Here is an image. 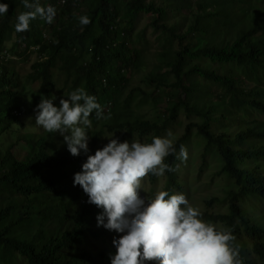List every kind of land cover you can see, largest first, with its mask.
<instances>
[{"label": "trees", "instance_id": "1", "mask_svg": "<svg viewBox=\"0 0 264 264\" xmlns=\"http://www.w3.org/2000/svg\"><path fill=\"white\" fill-rule=\"evenodd\" d=\"M58 1L39 0L56 9V21L48 24L37 17L28 31L17 33L15 9H29L22 0H0L9 6L0 15V264H110L115 253L112 241L119 234L97 226L102 213H92L85 195L67 178L81 172L93 151L81 150L84 157H73L59 133L36 130L34 109L41 98L59 107L63 91L56 85L57 70L74 75L71 89L83 88L102 108L109 103L119 108L114 120H97L93 112L89 138L122 129L151 142L178 109L193 114L196 121L187 124L175 153L164 163L175 169L180 146H186L193 129L206 148L217 151L221 171L231 176L237 191L229 193L226 214L204 212L201 218L231 230L241 264H264V0ZM80 4L91 21L83 31L72 13ZM140 15L149 17L155 40L175 48L162 55L166 62L161 64L171 76L168 86L176 90L168 94L170 105L162 108V116L136 112L145 91L137 101L136 89H131L122 105L113 96L127 74L144 68L138 54L129 58L135 49L126 50L128 57L123 52ZM65 17L69 21H60ZM92 29L98 34L89 38ZM140 33L143 38L145 32ZM10 34L18 40L7 47ZM30 47L38 59L21 84L5 66L13 62L11 57H25ZM162 69L144 74L155 90L163 87L156 79L162 78ZM165 174L169 195L181 191L175 172ZM254 203L253 208L242 207Z\"/></svg>", "mask_w": 264, "mask_h": 264}, {"label": "clouds", "instance_id": "2", "mask_svg": "<svg viewBox=\"0 0 264 264\" xmlns=\"http://www.w3.org/2000/svg\"><path fill=\"white\" fill-rule=\"evenodd\" d=\"M60 2L57 3H64ZM22 3L29 11L17 16L14 25L17 33L28 31L30 22L37 17L48 24L53 22L54 7H43L39 0H22ZM8 7L0 3V15L6 14ZM79 23L86 26L91 21L81 16ZM20 48L26 46L22 44ZM59 105L54 106L52 99L41 98L34 109L36 130L59 133L63 147L67 146L73 157L82 158L89 151L86 129L92 127L90 116L95 112L97 120L109 117L104 115L96 97L88 95L83 88L70 92L67 99L61 98ZM108 140L106 146L85 158L81 172L68 173L67 178L85 195L83 201L90 205L91 212L102 213L97 216V226L119 234L112 241L115 253L109 256L110 264H241L231 230L218 229L203 221L200 211L184 194L169 195L161 190L147 201L141 198V182L146 176L159 177L166 171H174L164 163L167 156L175 153L171 130L166 137L154 136L150 143L135 139L131 143L117 138ZM176 159L187 161L185 146H180ZM87 261L94 263L91 258Z\"/></svg>", "mask_w": 264, "mask_h": 264}, {"label": "rangeland", "instance_id": "3", "mask_svg": "<svg viewBox=\"0 0 264 264\" xmlns=\"http://www.w3.org/2000/svg\"><path fill=\"white\" fill-rule=\"evenodd\" d=\"M11 1V0H10ZM61 0H59V3ZM46 7V6H45ZM22 7L18 6L14 15L17 20V16L21 13ZM86 7L83 4H80L72 10V13L77 17V25L83 31L85 26L79 23V17L84 16ZM57 13V11H56ZM57 15V14H56ZM56 15L53 21H56ZM148 18L146 15H140L137 18L135 27L130 34V40H126L125 43V56L128 52L127 49H135V53L132 57L134 58L138 54V63L144 65V68H140L139 71H133L131 75L127 74L125 77V84L117 86L115 90L114 99L120 104H123V98L130 92L131 89H136L134 91L135 99L137 101L142 100L140 92L145 91L147 95H144L145 99L140 105L141 110H137V113L148 115V117L153 116L155 113L159 116H162V108L168 107L170 102L168 101V94L175 93V89L168 86V83L171 82V76L166 72V69L163 67L161 62H166V58L162 56L164 53L168 52L170 49H175L174 47H169L165 44L160 43L158 40H155L153 34L150 33V28L148 27ZM38 19H40L38 17ZM41 21H45L40 19ZM62 22L69 21V17L60 19ZM141 31H144V37H138L141 35ZM98 34L97 29H92L89 35V38ZM18 38L14 34H10V38L6 44L7 47H10L13 42H16ZM22 47V45H21ZM30 51V49H29ZM27 52L23 58L11 57L13 60L11 65L5 66L10 70V73L15 76L17 80L22 83H25L29 78L31 65L38 59L37 52L32 50ZM59 57V56H58ZM62 57V56H61ZM58 59V58H57ZM64 60V57H62ZM60 62L58 66H62ZM118 65V64H117ZM116 65V66H117ZM158 67H162L161 79L156 78L157 81L163 82V87L155 90V86L144 81L145 73H156L158 72ZM132 70V69H131ZM124 75V74H123ZM55 76L57 78L56 85L62 88V94L59 97L67 99L69 93L74 91L72 88V80L74 75H69L68 73H61L59 70L56 71ZM167 86V88L165 87ZM34 87H38V83H35ZM108 106L103 108V112L106 117H110L112 120L116 119L119 114V108L117 106H112V103L107 104ZM58 106L59 101H58ZM159 112H155V111ZM168 125L163 132L158 134V137H166V134L169 130L173 133V144H175L185 133V129L188 123L195 122L196 117L191 115H186L182 109L172 116H169ZM107 121V119H105ZM99 125L93 127L94 130H97ZM192 133L188 135L187 140L184 141L186 144V149L188 152V159L186 162H181L176 160L175 165V177L178 183L181 185V191L175 194H184L189 200L190 204L197 208L201 214L204 212L209 214H226L228 212V199L229 193L237 191V186L234 184L231 176L221 171L223 166L222 158L217 154V151L214 148H206V141L204 138L195 135V129L191 131ZM117 138L120 142L128 141L132 142L133 139L140 141L141 143H150V139L146 138V135H141L137 132H127L125 130H115L107 131L104 130L102 133L96 137L89 138V148L92 151L102 149L109 142L108 139ZM91 142V143H90ZM11 144L14 145V141H11ZM20 150V146L17 147V150L14 151V154ZM180 151V150H179ZM179 152L177 153V155ZM21 158V152H20ZM155 176V175H152ZM150 174L146 176L141 182L140 196L142 199L147 201L148 198H154L155 194L158 191H167L172 190L171 187L167 185V177L164 173L163 176H155L154 179ZM154 180V181H153ZM254 204L242 205V207H254ZM202 219V218H201ZM205 221L204 219H202ZM207 222V221H205ZM217 226L218 229L225 228L224 225L220 222H209Z\"/></svg>", "mask_w": 264, "mask_h": 264}]
</instances>
